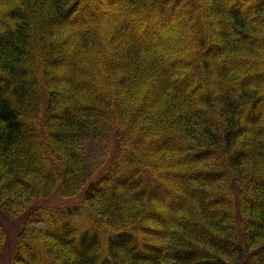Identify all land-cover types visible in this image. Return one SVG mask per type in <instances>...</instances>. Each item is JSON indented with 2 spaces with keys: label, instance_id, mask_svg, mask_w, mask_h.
<instances>
[{
  "label": "trees",
  "instance_id": "16d2710c",
  "mask_svg": "<svg viewBox=\"0 0 264 264\" xmlns=\"http://www.w3.org/2000/svg\"><path fill=\"white\" fill-rule=\"evenodd\" d=\"M108 1L0 0L14 264H264V0ZM95 121L128 157L105 175ZM57 194L85 213L46 219ZM6 238L0 220V264Z\"/></svg>",
  "mask_w": 264,
  "mask_h": 264
},
{
  "label": "rangeland",
  "instance_id": "374dc122",
  "mask_svg": "<svg viewBox=\"0 0 264 264\" xmlns=\"http://www.w3.org/2000/svg\"><path fill=\"white\" fill-rule=\"evenodd\" d=\"M110 1V0H109ZM108 1V2H109ZM192 1H197V0H192ZM100 0H92V2L86 4L85 12H91L92 8H95L97 5H99ZM174 4V2H168L167 6L168 8H171V6ZM105 9H109L108 7L105 6ZM149 11H155L156 17L157 18H163L164 13H160L163 10H157L156 12L155 9H150ZM112 13V11H110ZM131 12V11H130ZM129 11L127 12L128 14L124 18V22H127L129 20H133L136 17L141 18L142 21H145V27H148L150 29H154L155 24L154 20H151L150 17L152 16H147L143 12H140L137 15H133V17L128 16L130 15ZM133 18V19H132ZM167 18V16H165ZM187 23H192V17L190 16V21H186ZM162 30V29H160ZM166 31L165 34H167ZM176 37L178 36V33L175 32ZM197 35V33H194L192 35V39ZM175 47V45H174ZM173 47V48H174ZM264 111V109H263ZM262 112V110H261ZM119 156L117 159H120L122 157H126L123 153L120 155L118 154V150L116 147V139L113 133V129H111L110 125L108 122L105 121H100V122H94L92 128L90 129L87 142H86V156L90 161H95V162H103L105 166L103 167L102 173L105 175L108 172L109 165L112 163L113 159L115 156ZM114 156V157H113ZM128 157H126V161L123 162H128L127 161ZM110 173H108L105 177H103L104 182L100 183L102 186L105 184L106 181H108L110 178L108 177ZM102 176V175H101ZM78 199H73V200H66L65 198L61 197L60 194L55 195L52 199L40 203L42 206L43 204L48 206L49 210L46 211L47 214H45L44 217L46 219L49 217L52 218L55 216L56 220L60 219H66L69 217L71 213H77V212H83L85 213L84 209L82 207H79L77 204ZM61 211L60 213H57L58 211ZM73 211V212H72ZM0 220L4 223L6 230H7V238L6 242L4 244V249H3V264H14V259L15 255L17 253V237L18 234L21 232L23 225H24V218L20 216H15V215H8L5 214L1 209H0ZM45 220V219H44ZM40 221L37 223L36 226L41 227L46 224V221ZM105 243V242H104Z\"/></svg>",
  "mask_w": 264,
  "mask_h": 264
}]
</instances>
